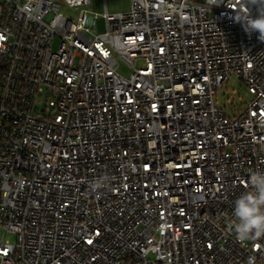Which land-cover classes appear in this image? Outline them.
<instances>
[{"label":"built area","instance_id":"2783aa9c","mask_svg":"<svg viewBox=\"0 0 264 264\" xmlns=\"http://www.w3.org/2000/svg\"><path fill=\"white\" fill-rule=\"evenodd\" d=\"M2 2L0 264H264V236L230 227L264 171V41L236 21L262 10L133 0L90 36L61 5L91 0H33L38 21ZM233 77L252 98L231 116L215 98Z\"/></svg>","mask_w":264,"mask_h":264},{"label":"clouds","instance_id":"9594fccd","mask_svg":"<svg viewBox=\"0 0 264 264\" xmlns=\"http://www.w3.org/2000/svg\"><path fill=\"white\" fill-rule=\"evenodd\" d=\"M250 3L262 10L260 14L255 18L242 17L236 21L241 22L248 33H259L258 39L264 41V0H250ZM33 5V0H28L20 11L27 14L28 19L38 21L41 18L40 12ZM163 11L161 9V13ZM58 19L62 17L57 16L54 19L53 27ZM262 172L264 171L250 173V190L242 193L234 204L230 227L240 241L256 240L264 236V178H260ZM248 264H255V258L249 257Z\"/></svg>","mask_w":264,"mask_h":264},{"label":"rangeland","instance_id":"374dc122","mask_svg":"<svg viewBox=\"0 0 264 264\" xmlns=\"http://www.w3.org/2000/svg\"><path fill=\"white\" fill-rule=\"evenodd\" d=\"M2 0H0V10L2 8ZM133 0H91V4L86 8H71L68 5L62 3L61 13L66 17L77 20L83 11L88 12L90 18H96L95 27L92 30V35L95 36L102 34L106 30L105 15L108 12L110 15L114 14H126L132 9ZM60 45L59 39H57L53 45V51H58ZM132 70L128 68L124 63L120 64V73L124 76H129ZM246 85L239 79L231 78L224 87L218 92L215 100L216 104L222 108L228 115H237L243 111L251 100ZM42 103L45 105V100H39L38 105ZM40 106V108H42ZM7 241L9 244L15 243V236L7 231L0 232V243Z\"/></svg>","mask_w":264,"mask_h":264}]
</instances>
